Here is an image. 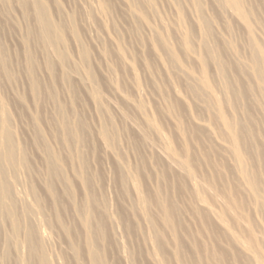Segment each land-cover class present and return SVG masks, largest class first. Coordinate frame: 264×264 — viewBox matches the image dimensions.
Segmentation results:
<instances>
[{
	"label": "rangeland",
	"instance_id": "obj_1",
	"mask_svg": "<svg viewBox=\"0 0 264 264\" xmlns=\"http://www.w3.org/2000/svg\"><path fill=\"white\" fill-rule=\"evenodd\" d=\"M195 2L0 0V59L6 61L9 72L4 76L0 68V172L11 190L17 219L14 224L5 215L0 216V234H4L0 237V253L5 247L9 253V261L3 264H17L26 258L23 237L28 228L44 233L46 241L41 245L52 264H70L72 249L81 252L74 216L86 193L96 215L101 217L104 208L112 220L113 225L105 221L97 244V249L106 248V264H197L196 257L204 255L203 245H209V238L214 239L221 230L207 219L203 221L212 230L206 233L201 228L198 218L202 214L192 213L195 200L189 195L187 182L157 153L164 148L180 159L186 152L192 157L185 167L196 184L207 186L213 172L221 174L219 187L221 183L229 188L230 196L241 195L237 199L244 203L245 216L248 214L254 225L264 226V215L248 210L249 197L237 192L236 175L228 158L213 146L223 137L212 139L203 133L198 136L197 132H188L196 121L216 123L213 109L207 115L190 93L191 84L200 86L192 78L201 77L214 94L226 125L230 120L239 121L240 113L232 109L231 103L228 110L224 101L218 64L227 58L238 65L225 51V42L243 61L250 53L247 40L254 41L264 53V0H202L201 9ZM231 5L238 7L249 37L227 12ZM84 52L86 62L81 58ZM185 72L191 78L184 76ZM32 77L38 85L36 96L30 90ZM237 79L254 87L247 75ZM229 95L225 97L231 101ZM94 99L99 103H93ZM60 109L71 126H82L80 144H73L71 137L66 145L60 141L69 135V129L59 130ZM258 111L254 114L261 126L264 117ZM176 120L182 123V136L177 132ZM147 122L164 137L162 140L155 137ZM105 126L113 134V142L106 148L99 136ZM7 134L17 150L9 164L1 160ZM44 144L61 160L71 202L57 179L53 184V199L57 201L46 193ZM235 151L241 159L237 143ZM78 156L85 161L82 175L85 173L90 182L86 189L77 175ZM134 188L144 200L142 211ZM160 204L169 210L174 226L163 224ZM155 231L161 236L157 237ZM2 240L10 247L3 246ZM38 253L41 255V251Z\"/></svg>",
	"mask_w": 264,
	"mask_h": 264
},
{
	"label": "bare ground",
	"instance_id": "obj_2",
	"mask_svg": "<svg viewBox=\"0 0 264 264\" xmlns=\"http://www.w3.org/2000/svg\"><path fill=\"white\" fill-rule=\"evenodd\" d=\"M194 1H196L195 3H197L199 9H201L202 0ZM128 11L131 10L128 9ZM227 12L230 14V17L236 21V24L244 29V32H246V35L249 37L247 28L244 22L239 17L238 7L235 5H231L230 9H228ZM45 29L48 35H51V32L48 30L47 26L45 27ZM57 41L60 42V40ZM247 43L250 53L248 59H245V61H243L242 56L236 53L234 51V48L230 44H226L225 42V51H228V53H230L231 58H234L237 61L238 65L235 66L231 62V60H228L227 58L221 60V62L218 64L219 80L225 90L223 95L224 101L227 104L228 110L231 109L228 103L232 104V109L234 107L237 109V111L240 113L239 121L235 123L234 120H230V122L226 125L220 116L218 101L214 94L209 90L207 86L203 84V79L201 80V77L192 78L195 79V81L198 82L200 86H198V88L194 84H191L189 86L190 93L194 96V98L199 100V103L202 104L203 111L207 115L210 114V108L211 110L213 109V115L215 116L216 123L215 125H207L198 123L196 121L197 124H195L196 122L193 123L195 126L194 129H191L188 132L190 135L197 132L198 136L202 135L203 133L207 138L212 139L213 137L217 138L218 135L224 138L220 140L221 142H217L216 144L213 143V146H215L223 155L228 158V163L231 169L234 171V174L236 175V179L234 181H236L235 186L237 192L243 193L245 197H249L250 199V203L246 206L247 209H253L254 212L255 210L259 211V215L261 213L264 215V123H262V125L260 126V123H257L254 114V111L257 109V111L259 110L264 117V53L256 47L254 41L247 40ZM167 52L171 56L170 52ZM189 57L195 61L193 56L189 55ZM81 58L83 62H86L87 54L84 52ZM0 68L4 76L9 75V72L6 69V61L4 59H0ZM130 72L132 71L130 70ZM246 75L250 77V79L254 83V87H251L250 85L247 87L245 84L243 85L240 81H237V77L245 78ZM184 76H188L191 78V76L186 72L184 73ZM30 90L32 94L36 96L38 92V85L33 77L30 82ZM255 93L257 97H255ZM226 94H230L229 96L234 98V104L232 98L231 101H228V99L225 97ZM173 95L176 99L180 98L177 92H175L174 90ZM94 101L95 102L93 103H99L98 99H94ZM182 103L186 102L184 101ZM114 109L117 108L114 107ZM236 109L234 110L236 111ZM58 116L60 119L59 130L69 129L68 136L59 138L62 144L66 145L67 140L70 137L73 139V144H80L82 142V126H80V128L75 125L71 126L61 109L58 112ZM181 125L182 123L179 120H176V126L178 127L177 132L180 136H182V131H184L183 128H181ZM131 126L136 132L140 133V131L134 124H131ZM147 126L150 128L157 139L162 140L163 136H161V134L157 130H155L149 122H147ZM99 133L101 142L105 148L107 147V145L113 142V134L108 127H103V129H101ZM199 139L200 141H202L201 137H199L198 140ZM236 143L241 148V159L235 151ZM2 147L4 149V152L1 160L3 163L9 164L10 162H12L17 151L15 150V145L10 134H7L5 136ZM44 149L47 171V180L45 183L46 193L48 194L50 199L54 198L55 189L53 187V184H56L55 179H57L56 181L62 183L65 186V190L68 191L69 194V181L62 172L61 160L57 155L48 150V146L46 144H44ZM201 149L203 150L204 148L202 147ZM157 153L159 157L168 166H170L173 171H175V173H177L187 182L189 195L191 199L195 200L194 207L192 208V213H194L195 215L199 214L200 216L202 214L200 219L198 218L201 228L204 229L206 233L207 231L212 230L210 229L211 227L209 226L208 222H206L205 224L203 221V219H207V221H209L210 223V220H212V222L217 225L216 228H219L221 230L219 231L216 229L221 234L219 232H216L214 234V239L209 238V241L211 242H208L210 245L209 246L207 244L208 248L207 245H203L204 255L197 256L196 263L201 264L209 262L210 264H264V226L254 225L251 219L247 218L248 214L245 216L246 209L243 208L244 203L241 202L240 199H237V197L239 196L242 197L241 195L234 197L235 195L230 193L232 195L230 196L229 188L225 187V185H222L221 183V188L219 187L217 183L218 179L221 180V174L213 172L210 179H207V182H209L207 186L200 183L196 184L193 179V174L185 167V162L192 160V157H190L187 152V155L182 159L177 157L169 148L159 149ZM78 162L80 167L77 170V175L80 178V181L83 182L84 188L86 189L90 185V182L89 179L85 177V173V175L83 174L84 176L82 175L85 169V161L83 160L82 156H78ZM23 163H25V165L27 164V160L25 158L23 159ZM197 163L199 164V161H197ZM234 181L231 183H235ZM131 186H133V183ZM135 188L133 193L136 195L137 203L140 207H142V209H140L142 211L144 208L143 205L145 203L143 198L141 197V194L137 195L138 192H136L137 189L135 190ZM10 191L5 185V179L0 172V216L3 214L11 221V223L16 224V210L10 197ZM85 198L86 199L84 203H82V205L78 206V208L75 209L76 213L74 216L77 221L78 229L76 240L80 245L81 252H78L75 248L72 249L69 259L71 260L70 264H106V259L103 255V253L105 254L104 250L106 248L99 247L97 249V244L99 243L98 238L100 237L101 230H103L104 228L103 226L105 221L107 220L111 225H113L111 222L112 220L110 219V217L106 216V211L104 208H102L101 217L96 215L97 211L96 208L93 207V203L90 200L89 193L85 194ZM204 198H207L209 202H206ZM53 201L56 202L57 200L53 199ZM69 201H72L71 194H69ZM159 209L161 212V220L163 224L168 227L174 226L167 207L165 208L163 204H160ZM72 210L74 209L72 208ZM103 215H105V219ZM147 223H150L149 219H147ZM205 227H207L208 230H206L207 228L205 229ZM16 228L17 226L15 227V229ZM67 230L69 231L68 227ZM64 232L66 233V231ZM213 232L215 231L213 230ZM40 233L39 231H35L32 228H28L26 230L23 237L24 243L27 247L26 258L22 261H17V264H52V262L49 261L48 256L44 253L41 245L44 241H46L43 238L45 235L44 233L42 234V232ZM155 234L157 237L161 236L159 231H155ZM3 235L4 234H0V237ZM2 245L9 246V242L5 243L2 240ZM19 245L22 246V244ZM157 245H161V242L158 241ZM5 249V251L3 249V253H0V264L2 262L5 263L9 261V253L7 250L8 248L5 247ZM40 251L41 255L38 253ZM121 255L122 257L124 256V259L128 258V256L124 255L123 250H121Z\"/></svg>",
	"mask_w": 264,
	"mask_h": 264
}]
</instances>
